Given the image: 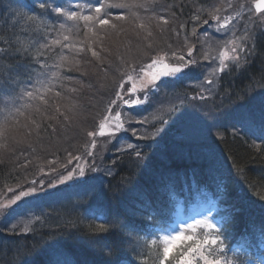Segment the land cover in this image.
Returning <instances> with one entry per match:
<instances>
[{
	"label": "trees",
	"instance_id": "16d2710c",
	"mask_svg": "<svg viewBox=\"0 0 264 264\" xmlns=\"http://www.w3.org/2000/svg\"><path fill=\"white\" fill-rule=\"evenodd\" d=\"M161 1L155 2V5L153 1L148 2L147 8L151 9L153 5L158 12L170 11V22L167 24L169 37L174 38L176 34L183 41L182 27L187 26L186 35H190L192 28L208 18V10L205 9L216 0ZM22 8L23 5H20L19 9L18 6L11 9V13L4 15L7 20L0 23V100L6 94H17L26 79L35 74L36 66L49 56L41 41L47 26L53 29L56 22L52 25L50 17L45 13L41 15L39 4L35 5L32 17ZM109 8L112 11L103 10L102 15L111 18L109 21L117 20L113 17L115 8ZM116 37L121 40L116 46L119 49L112 47V51L108 50L105 56L121 52V48L126 51L134 45H129L127 41L140 39V35L135 33ZM124 40L126 44L120 46ZM254 40L241 66L230 64L220 79L221 103L217 108L225 110V114L234 106L240 108L242 104L252 103L256 97L264 96V31L258 29ZM78 50L80 54L83 52L80 51L81 45L75 46L73 53L80 55ZM114 54L108 61H102L100 56H89L92 64L86 66V71L87 68L93 70L85 74L73 72L74 76L80 75L81 78L74 77L78 81L71 83L73 87L70 91L77 97L73 98L71 107L89 109L90 104L95 102L97 88L103 84L104 75L115 74L108 67L116 60ZM142 75V80L150 84L152 76L158 74L147 72ZM92 77L95 82H92ZM184 80L185 77L178 80L175 87L179 92L191 94L183 85ZM192 80L197 79L192 77ZM94 104L97 105V102ZM136 111L141 117L151 113L149 105ZM163 112L160 114L168 120L167 133L143 141L139 148L142 151L139 167L133 163L137 159L134 154L119 151L114 153L112 161H103V166L112 168L113 174L103 170L105 174L100 180H90L55 196L37 199L33 210L42 213L44 209L46 215H42L32 232L0 237V264H64L65 261L67 264H106L107 259L117 261L120 256L155 264L156 249L150 245L149 234L141 238L143 235L140 237L141 234L135 230L140 227L139 218H145L138 210L145 197L137 199L136 193L147 194L155 189L156 182L172 183L181 180V177L186 191L206 189L221 196L218 200L220 213L227 217L225 234L230 235L245 224L246 227L257 224L264 230V139L243 132L230 123L226 125L223 116L221 122H224L217 125L214 148L186 147L178 140L181 138L178 133H173L176 108L172 112ZM20 170L0 163V190L14 186L13 182L22 176ZM94 208L105 213L103 221L91 216ZM101 225L108 231H97ZM109 252L110 257L107 255Z\"/></svg>",
	"mask_w": 264,
	"mask_h": 264
},
{
	"label": "rangeland",
	"instance_id": "374dc122",
	"mask_svg": "<svg viewBox=\"0 0 264 264\" xmlns=\"http://www.w3.org/2000/svg\"><path fill=\"white\" fill-rule=\"evenodd\" d=\"M158 1L160 2V0H104L101 7H93L87 14L77 12L80 17L99 15L109 21L111 18L102 16L104 9H109L114 4L128 5V7H113L115 8L113 17L117 20L109 21L108 24L101 25L94 20L85 21L83 19L66 22V28L61 24L62 29L58 32L61 42L65 41L68 45L70 41H75V45L70 46L81 45L80 51L83 52L80 54L78 50L77 54L80 55L73 53V56L66 61L63 70H54L55 67H53L45 74L50 77L53 74L63 77L64 79L59 78L60 83L69 74L60 90L51 95L49 100L40 101L38 99L35 102L38 89H31L30 92L25 91L21 95L29 101V106L21 104L20 98L17 101L6 99L0 101V163L13 165L16 169H21L22 173L21 178L13 182L14 186L10 185L0 190V203L4 201L8 204L21 190H27L33 186L37 189L43 187V191L38 190L37 192V198H39L71 182L79 183L83 179L77 175L79 167H83L86 171L91 164L97 166L105 159L107 162L112 161L114 153L128 150V143L139 146L144 140L156 138L158 135L137 140L147 133H154L157 124L161 127V123L155 119L158 116L157 112L160 110L166 112L167 108L172 110L173 105L180 107L176 111L175 127L182 139L196 145L212 143V139L218 134L217 125L222 123L221 118L225 115V110L217 108L221 103V96L218 94L220 61L226 50L228 56L225 59L226 65L236 60L232 57L240 58L247 49L250 37L256 35L258 30L256 26L248 28V24L256 19L258 23L261 22L264 25V17H259L254 13L252 4L255 0H217L215 7L213 5L208 10H213L214 14L207 22L198 24L189 36H183L182 41L181 37L176 34L174 38L169 37L170 30L167 24L170 22L168 17L170 11H156L153 5ZM148 2L153 3L151 9L147 8ZM96 8L101 9L99 14L96 13ZM80 9L83 10L84 7ZM149 11L156 12L146 15L145 12ZM116 12L119 13L116 14ZM225 24L226 27H222ZM202 28L205 30L199 31ZM188 29L184 25L181 36L186 34ZM133 33L140 35V39L127 41L129 45H134L126 51L121 48V52L116 51L105 56L108 50L112 51V47L115 50L119 49L116 46L121 40L116 36ZM65 36L68 37L67 40L64 39ZM195 43L197 48L194 51L191 45ZM125 44L124 40L120 46ZM91 47L95 49L91 50ZM233 48L236 51H233ZM93 51L97 53L96 56H100L102 61H108L109 57L115 53L114 60H116L113 65L108 64L115 74L110 73L107 77L104 75L103 84L97 88L95 96L97 105L93 101L89 109L83 106L79 109L71 107L73 98H77L75 93L70 91L73 87L71 83L78 81L76 78L80 76H74L73 72L79 71L78 74H85L93 70L87 68L86 71V66L92 64L91 61L89 62V56L96 57L92 55ZM181 56L183 62L179 59ZM205 56L208 58L205 59ZM200 57H202V62ZM169 63L180 64L178 66L183 63L185 65L184 74L194 72L202 75L199 82L189 84L195 86L197 91L186 99L187 104H184L181 97L174 96L175 88L172 82L183 75L169 76L171 80L168 76H160L158 79H161L152 83L151 86H147L142 80L141 66L155 73L156 71H167L166 66ZM129 76L132 77L131 80ZM91 80L95 82L93 77ZM208 80H212V83L209 84ZM201 96L204 99H200ZM145 97L147 102L144 104L136 105L125 102ZM252 104L257 106L258 113L264 116V96L256 97L252 100ZM147 105L150 106L151 114L139 117L135 109ZM226 115L229 114L226 113ZM240 116L241 111L237 110L235 115L230 117V122L237 127L251 123L250 121L242 123ZM146 120L151 122H140ZM120 125H123V128ZM133 131L136 135H133ZM89 133H94V135H89ZM69 137H71L70 140ZM99 168L100 165L97 169ZM69 171L72 172L73 179L59 183L57 177L66 175ZM33 181H36L35 185L32 184ZM50 181L57 186L49 187ZM28 198L35 199L34 196L26 199ZM23 199L10 205L7 213L16 210L19 206L14 205L20 204ZM31 200H27L26 203H30ZM17 211L20 230H23V225H29L34 216L41 217L42 215L27 208H25V214L22 209ZM28 214L34 216L30 218ZM4 216H0V221ZM9 216L10 213L6 218ZM11 217L15 219L14 215Z\"/></svg>",
	"mask_w": 264,
	"mask_h": 264
},
{
	"label": "snow or ice",
	"instance_id": "6c2138e0",
	"mask_svg": "<svg viewBox=\"0 0 264 264\" xmlns=\"http://www.w3.org/2000/svg\"><path fill=\"white\" fill-rule=\"evenodd\" d=\"M112 7H128V5L125 4H114L111 5ZM40 8H45L46 4L41 0L39 4ZM256 8L260 9L261 11H264V0H259V2L256 4ZM55 11L57 13H60L62 15L67 16L71 20H78L83 19L85 21L94 20V22H98L101 25L108 24L109 21L106 19H103L97 15L96 17H89L84 16L80 17L75 11H68L66 12L63 8H56ZM101 11L100 8H96V13L99 14ZM31 19V17L29 18ZM222 27H226V24ZM65 40L68 39L67 36L64 37ZM56 43H59V41H56ZM233 51H236L235 48H233ZM93 56H96L97 53L95 51L92 52ZM189 55L191 53L189 52ZM205 59L208 57L205 56ZM227 50L225 51L223 58L220 61V72H224L227 65L225 64V59H227ZM233 59L239 60L240 58L232 57ZM183 62V57L181 56L179 58ZM155 63V62H154ZM185 65L182 63L181 66L172 67L170 71H164L160 72L158 75L153 76V81L158 79L160 76H181L184 75L183 67ZM129 79L131 80L132 77L129 76ZM152 81H150L151 83ZM208 83L211 84L212 80H208ZM135 90V89H134ZM31 95V93H29ZM200 99H204L203 96L200 97ZM126 103H132V104H144L147 102V98L143 99H135L132 101H125ZM175 105H173V108ZM161 124L164 123V117L157 116L155 117ZM250 118L248 116H242L241 122L247 123L249 122ZM143 122H151V121H140ZM121 128H123V125H120ZM163 130L161 128H156V131L154 133H147L145 136H140V139L150 138L151 136L160 135V133ZM262 133H264V127L261 129ZM89 135H94V133H89ZM133 135H136V132L133 131ZM194 135V134H193ZM95 145H93L94 147ZM127 149L130 150L128 153L129 155L134 154L136 156V160L133 161L134 164H136L137 167H139V161L142 157V151L138 149V146H134L131 143L127 144ZM95 170V169H93ZM107 174L111 175L112 169H107ZM77 175L79 177L85 176V170L83 167L78 168ZM73 179L72 172H68L66 175H63L62 178L60 176L57 177V181L59 183H65L66 181H70ZM33 185L36 184V181L32 182ZM57 185L55 183L49 182V187H56ZM43 191V187L41 186L40 189H37V187L33 186L28 188L27 190H21L17 196L13 200H10L8 204H0V216H4L7 213V210L9 209L10 205L16 204L17 201H20L22 198L31 197L37 194V192ZM147 194L143 192H137L136 198L141 199L145 197ZM39 217H37V220ZM13 229L16 227V225L12 226ZM24 232L31 231V229L25 225L23 228ZM97 231H108L103 225H101ZM220 230L217 228V226L208 220L203 221H196L194 224L185 225L180 231L176 232L174 235H166L162 237L159 242L157 240H151L150 245L156 249V260L155 264H230L228 259L223 255L225 249H224V242L221 236L219 235ZM109 257L111 256V252L107 254ZM64 264H67V261L64 262ZM106 264H113L111 259L106 260ZM146 264V262H145Z\"/></svg>",
	"mask_w": 264,
	"mask_h": 264
},
{
	"label": "bare ground",
	"instance_id": "6f19581e",
	"mask_svg": "<svg viewBox=\"0 0 264 264\" xmlns=\"http://www.w3.org/2000/svg\"><path fill=\"white\" fill-rule=\"evenodd\" d=\"M10 79H11V78H8V80H10ZM26 80H27V81H30V79H26ZM17 96L21 99V104L29 106V105H28V104H29V101H28L27 99H24V98H22L21 96H19L18 93H17V94H16V93H14V94H6V95H4V98H2V99H5V98H9V99H11V98L13 97V98H15V99L18 100L19 98H17ZM15 99H14V100H15ZM4 101H6V100H4ZM191 146H192L193 148H197L195 143H194V144H191ZM132 192L135 193L136 191L133 189Z\"/></svg>",
	"mask_w": 264,
	"mask_h": 264
},
{
	"label": "water",
	"instance_id": "95a60500",
	"mask_svg": "<svg viewBox=\"0 0 264 264\" xmlns=\"http://www.w3.org/2000/svg\"><path fill=\"white\" fill-rule=\"evenodd\" d=\"M259 2V0H257L255 3H254V7H255V9H256V11H261L260 9H257L256 8V4Z\"/></svg>",
	"mask_w": 264,
	"mask_h": 264
}]
</instances>
